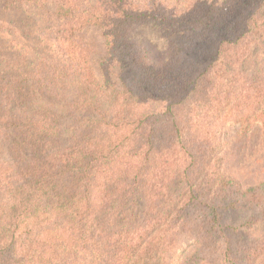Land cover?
<instances>
[{"label": "trees", "instance_id": "obj_1", "mask_svg": "<svg viewBox=\"0 0 264 264\" xmlns=\"http://www.w3.org/2000/svg\"><path fill=\"white\" fill-rule=\"evenodd\" d=\"M263 9L0 0V264H264V232L238 255L228 233L240 229L223 221L245 204L258 215L246 232L264 221V180L245 184L224 150L230 126L264 141V62L244 70Z\"/></svg>", "mask_w": 264, "mask_h": 264}, {"label": "rangeland", "instance_id": "obj_2", "mask_svg": "<svg viewBox=\"0 0 264 264\" xmlns=\"http://www.w3.org/2000/svg\"><path fill=\"white\" fill-rule=\"evenodd\" d=\"M246 1L248 2V0ZM85 38L88 42L89 48L91 49L94 72L97 78H100L99 60L105 55V43L103 37L99 28L91 26L86 30ZM142 43L146 46L153 59L157 60L160 58L155 45L151 44L146 39H142ZM261 43L260 48L254 47L252 49L251 57L244 66V70L252 75L257 74L263 67L264 57L260 54V52L262 51L261 47H264V40H262ZM184 53L188 58L198 57L201 53L199 50V44L195 43L194 45H191ZM201 58H211V55L205 54L202 55ZM121 68L123 74H127L130 70L128 63L125 61L122 63ZM144 91L150 95L154 94L153 91L148 88H145ZM225 131L226 136L224 150L227 152L228 169L247 185L264 180V141H262L261 136L258 133L241 136L238 134L235 127L231 126L227 127ZM252 216L253 218H257L258 215L254 214V212L250 210L246 204L237 209H227L223 213V221L225 225L236 226L240 229V233L233 231H229L228 233L238 255V248L241 249V242L244 241V239L248 241L251 240V235L256 232V230L264 232V221H258L256 224H253L250 232H246V225H240L246 221L247 218Z\"/></svg>", "mask_w": 264, "mask_h": 264}]
</instances>
